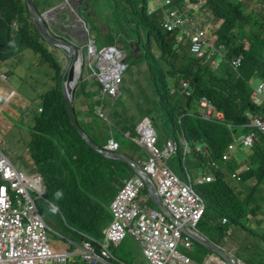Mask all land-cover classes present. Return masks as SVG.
<instances>
[{
	"label": "clouds",
	"instance_id": "clouds-1",
	"mask_svg": "<svg viewBox=\"0 0 264 264\" xmlns=\"http://www.w3.org/2000/svg\"><path fill=\"white\" fill-rule=\"evenodd\" d=\"M71 1L11 0L8 7L0 9V69L15 64L11 71H0V83L8 84L4 106L17 114L15 118L2 111L13 125L7 133L2 132L6 145L15 149L20 145L23 123L31 119L26 127L31 132L29 151L24 154L30 169L14 165L4 152L1 140L0 162L14 173L13 181L35 207L28 218H16L0 226V264H129L124 260L126 254L120 251L125 243L136 247L147 264H264V165L261 163L260 170L259 164L255 168L251 165L254 148L258 150L264 145V77L260 70L256 72L259 80H247L250 103L245 100L240 106L246 111V122L233 124L230 120L233 114L227 111V105H219L209 82L195 100V108L186 114L208 125L227 129L228 134L222 137L227 149L220 160H213L206 137L188 139L182 132L175 141L169 134L160 135L157 130L154 117L158 97L154 96L150 82V70L155 61L147 52L143 55L142 47L156 53L155 39L150 37L141 44L132 37L135 34L132 31L133 34L125 33L126 36L117 35L114 45L105 46L100 41L99 31L103 33L102 38L104 34L113 33L111 10L103 20L97 13V10L104 13L97 8L98 0H76L75 10ZM238 2L243 5L244 15L258 14L259 6L252 0ZM207 3V0H148L147 15L156 19L161 15L162 29L169 33L178 31L177 42L189 44L191 54L198 59L206 58L212 70L217 71L224 59H230L231 49L216 36L225 28V19L211 21L210 28L204 25L205 14L209 12ZM142 7L127 5L126 8L134 11ZM5 13H10L7 20L2 17ZM260 16L264 19V15ZM37 17L53 42L39 29ZM243 30L251 40L264 43V37L256 39L251 28ZM121 37L131 50L119 44ZM26 38H38L42 50L17 42ZM61 42L78 52L80 62L71 110L64 99L69 119L89 148L103 156L96 168L97 178L87 184L93 205L67 212L48 198L50 183L30 148L33 120L35 115L44 112L43 97L56 89L55 78L59 73L63 87L74 64L75 53L61 47ZM97 42L104 44L101 50ZM2 50L5 54L12 51L15 56L9 58L6 54L2 59ZM24 51L33 53L22 56ZM243 58L240 55L229 60L235 71ZM45 61L50 66L48 73L39 69ZM83 79L97 80L101 84L100 94L95 96V100L98 98L101 102L95 114L98 120L90 123L87 133L73 112L74 95ZM238 79L234 76V82ZM177 93L190 98L191 83L181 80L178 86L172 85L169 95ZM35 97L40 104L36 109L32 107ZM3 102L4 98L0 104ZM250 104L258 110L245 109ZM126 109L139 114L128 124L122 117ZM157 124L165 126V121L159 119ZM133 126L136 129L132 132L130 127ZM125 146L128 153L124 154L121 149ZM236 149L250 152L246 153V165L235 158ZM134 153L138 154L137 158ZM172 157L177 158L186 180L166 164L165 160ZM234 162L238 163L235 170L229 168ZM220 174L232 199L215 209L210 206L205 189L217 184ZM1 186L8 188L13 209H23L25 199L20 195L23 207L16 208L18 193L11 189L0 171ZM63 197V190L55 193V200ZM38 199L48 205L50 214L62 216L63 229L47 222L38 207ZM220 226L228 227L226 234L209 230Z\"/></svg>",
	"mask_w": 264,
	"mask_h": 264
},
{
	"label": "trees",
	"instance_id": "trees-1",
	"mask_svg": "<svg viewBox=\"0 0 264 264\" xmlns=\"http://www.w3.org/2000/svg\"><path fill=\"white\" fill-rule=\"evenodd\" d=\"M207 1L209 12L205 14L204 25L206 28H210V22L215 19L217 21L225 19V28L221 33L216 34L217 40L231 49L230 59L240 55L244 56L236 71L230 65L228 58L223 60L217 71H213L206 58L198 59L191 54L189 44L177 42L178 31L169 33L162 29L160 26V22L163 20L161 15H157V19L147 15L148 0H98L95 3L97 8L104 11L103 20L109 9L112 12L111 17H113L115 26L112 30L113 33L104 34L102 38L103 33L97 28L101 37L100 41L105 46L114 45L117 35L123 36L124 34L126 36L125 33L133 34V32H135V37L134 35L132 37L137 38L141 44L153 37L158 45L156 53L141 46L143 55L147 52V56L155 61L154 68L150 70V82L154 96L158 97L154 119L159 134H169L175 141L179 140L182 132L188 139L206 137L211 144L213 160H220L227 149V143L222 138L228 134L227 129L208 125L198 118L186 114L195 108V100L204 92L206 83L209 82L215 89L214 93L219 105L221 107L227 105V111L233 114L230 116L233 124L247 121L246 111L240 106L243 101L249 100L251 90L248 87V81L253 78L255 81L259 80L256 78V72L259 70L262 78L264 77V43L251 40L243 28H251L256 39L264 37V33H262L264 19L260 16L264 15V0H252L259 8L258 14L251 16L244 15L243 5L240 2L236 3L233 0ZM127 5L143 7L129 11L126 8ZM131 22L136 25L130 26ZM201 24L204 27L202 20ZM120 40L124 41L122 37ZM38 41V38L17 40L20 45L26 47L32 45L41 51ZM125 44L129 46L127 42ZM246 47L248 48L246 49ZM1 53H4L1 56L2 59H5L6 54L9 58L15 56L12 51L5 54L2 50ZM135 62L137 60H133V63ZM234 76L239 77L235 81L236 83ZM55 79L56 89L42 99L44 112L35 115L33 120L34 132L30 148L36 163L50 183L48 198L52 202L58 203L60 208L67 212L72 211L73 208L83 209L93 205L92 199L87 194V184L97 178L96 168L103 156L89 148L71 124L62 94L60 73ZM181 80L191 83L192 96L190 98H185L179 93L175 96L169 95L171 86L175 84L178 86ZM100 91L101 84L97 80L85 81L83 79L75 92L73 112L86 133L89 131L90 123L98 120L95 114L101 102L98 98L95 100V96L100 94ZM245 109L251 112L258 110L253 104L246 106ZM136 116H139L137 112L132 113L131 109H126L122 117L128 124ZM181 117L182 123L179 124ZM159 119L165 121V126L157 124ZM254 152L251 165L255 168L259 164L258 170H260L261 163L264 165V145L258 150L255 147ZM222 177L220 174L218 183L205 189L210 206L215 209L229 203L232 199V193L223 183ZM58 190H63L64 197L57 201L55 193ZM205 225H208V221ZM209 230L222 231L226 234L228 227L220 226Z\"/></svg>",
	"mask_w": 264,
	"mask_h": 264
},
{
	"label": "rangeland",
	"instance_id": "rangeland-1",
	"mask_svg": "<svg viewBox=\"0 0 264 264\" xmlns=\"http://www.w3.org/2000/svg\"><path fill=\"white\" fill-rule=\"evenodd\" d=\"M238 1V0H235V2ZM11 3V0H0V9L1 8H6L10 5ZM196 11V9H194ZM97 13H99L102 17H103V14L101 12V10H97ZM10 13H5L2 17L4 20H7L8 16H9ZM97 32V31H96ZM119 44H122L125 46L126 49L128 50H131L130 46H126V44H124L123 41H121ZM97 46L99 48V50H101L103 47H104V44L100 43V42H97ZM33 53L32 51H24L22 52V56H24V54H31ZM55 57H59L58 55H55ZM219 61H221V58H218ZM40 70L48 73L50 71V66L48 65V63L45 61L44 63H42V65L40 66L39 68ZM84 71H86V67L84 69ZM45 91V90H44ZM37 98L38 97H35V102L33 103L32 107L34 109H36L38 106H40L39 102L37 101ZM31 122V119L28 118L27 122L26 123H23V133H22V136H23V139L21 140L20 142V145L17 146V151L14 147H12L11 145H6V142L4 140H1L2 144H3V147H5L4 149V152L8 155V157L10 158V160L14 163V165H19L21 168H25V169H30L29 168V165H28V162L25 160V157H24V154L26 152H28V141L30 140V134L31 132L27 131L26 127L28 125V123ZM134 129H136L135 126L133 127H130V130L133 132ZM116 133H119V131L116 129ZM14 133H11L10 134V137H13ZM134 136V135H133ZM121 141V139H119ZM8 142V140H7ZM1 149H3L1 147ZM139 149L141 151H143L140 147ZM237 150V149H236ZM121 152L122 153H128L127 151V146H125L124 148L121 149ZM246 153L250 154V152L248 150H241V151H236L235 152V158L237 159V161H240V163L242 165H246V163L248 162V158L245 157L246 156ZM134 156L135 158L138 157V154L137 153H134ZM166 161V164L179 176L181 177L182 179L186 180V177L184 175V173L180 170V167L178 165V162H177V158L176 157H172L170 158L169 160H165ZM238 167V163L237 162H234L233 164H230L229 165V168L235 170L236 168ZM144 195L146 194V192L143 193ZM33 197L35 198L36 196L33 194ZM37 204H38V207L40 209V212L42 213L43 217L47 220V222L51 225V226H54L56 227L57 229H63L64 228V224H63V221L61 219V215H52L50 214L48 211H47V207L48 205L43 201V200H40L38 199L37 200ZM120 251H122L123 253L126 254L125 258L124 259L127 263L129 264H147L146 260L144 259V257L141 255L140 251L132 246V245H127L126 243L120 248ZM118 252L119 251H116V255H118ZM121 254V252H120ZM191 257H193L192 254H190ZM121 257V256H119ZM122 258V257H121ZM123 259V258H122Z\"/></svg>",
	"mask_w": 264,
	"mask_h": 264
},
{
	"label": "built area",
	"instance_id": "built-area-1",
	"mask_svg": "<svg viewBox=\"0 0 264 264\" xmlns=\"http://www.w3.org/2000/svg\"><path fill=\"white\" fill-rule=\"evenodd\" d=\"M0 171L3 173V177L9 181L10 187L13 190L17 191V195L15 198L17 199V207H23L22 199H20V195L25 199V206L23 209H13L15 207L12 206L11 194L9 190L5 186L0 187V226L7 225L13 222L16 218H28L35 211V207L33 202L23 193V189L18 187V183L13 181L14 173L10 171L8 167H5L0 162ZM8 217V218H7Z\"/></svg>",
	"mask_w": 264,
	"mask_h": 264
},
{
	"label": "water",
	"instance_id": "water-1",
	"mask_svg": "<svg viewBox=\"0 0 264 264\" xmlns=\"http://www.w3.org/2000/svg\"><path fill=\"white\" fill-rule=\"evenodd\" d=\"M31 2V0H29ZM73 8L76 5V0L71 1ZM75 10V8H74ZM37 25L39 27V29L41 30V32L43 33V35L49 40L53 42V39H51V37L48 35L45 27L43 26V24L41 23L40 19L37 17ZM61 47H65L67 49L70 50L71 54L75 53L74 56V64L73 67L70 71V75H69V80L63 84V95H64V99L67 105V108L69 110H71V102L73 100V91L75 89V85L77 84V76L80 75V71L77 73V69H80V62H79V54L77 51H75L73 48H71V46H69L68 44L61 42L60 44Z\"/></svg>",
	"mask_w": 264,
	"mask_h": 264
},
{
	"label": "crops",
	"instance_id": "crops-1",
	"mask_svg": "<svg viewBox=\"0 0 264 264\" xmlns=\"http://www.w3.org/2000/svg\"><path fill=\"white\" fill-rule=\"evenodd\" d=\"M5 40V39H4ZM6 45H4L5 47ZM15 64H7L6 65V68L3 69L1 67L0 71L1 70H8V71H11L12 68L14 67ZM7 85L8 84H3V83H0V101L2 98H4V102L0 104L1 108H0V140L3 139L2 137V132H5L7 133L10 129L13 128V125L11 123V121L9 120V118L7 116H4L2 114V111H6L8 112V115H13L15 118H17V114H14V111H12L6 104L4 106V103H5V98L7 96ZM14 103L18 104V102L15 100ZM28 157V156H27Z\"/></svg>",
	"mask_w": 264,
	"mask_h": 264
}]
</instances>
